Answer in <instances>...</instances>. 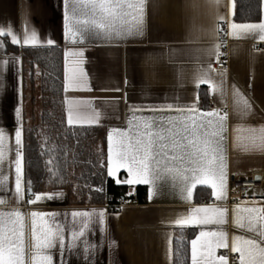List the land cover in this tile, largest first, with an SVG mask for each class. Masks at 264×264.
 Wrapping results in <instances>:
<instances>
[{"label": "crops", "instance_id": "0c3cea01", "mask_svg": "<svg viewBox=\"0 0 264 264\" xmlns=\"http://www.w3.org/2000/svg\"><path fill=\"white\" fill-rule=\"evenodd\" d=\"M146 12L147 28L142 38L112 43L86 40L83 45H71L63 37V0H0V28L7 29L10 26L13 29L20 40L19 44H15L18 47H32L23 44L27 26L37 31L45 43L43 47H48L46 41L52 39L55 42L52 47H61L64 52L70 48L85 49L84 67L93 90L70 91L64 93V98L67 96L71 99L93 102L96 109L101 111L103 118L98 125L91 126L104 127L107 134L112 128L127 130L128 120L133 115L130 110L132 106L153 108L167 104L180 107L198 105L201 111L215 109L221 114L227 110L228 124L223 140L227 159L223 162L228 164L229 177L233 173L249 176L253 172L264 171V152L258 150L245 152L236 147L239 129L264 126V51H262L264 43H261L258 34L254 33L255 26L264 22V0L261 21L252 24L235 22V0H148ZM230 23H235L241 26V30L247 29L253 34L234 38ZM5 37L11 42L10 37L0 33V66L4 60L9 61L7 70L0 76V80H3V84H0V127L6 132V139L3 145H0V181H3L0 183V212L20 210L26 215L24 222L27 264H32L30 223L32 211L68 213L67 217H59V221L67 230L72 227L71 211L106 210L108 233L102 234L98 221L94 220L92 225L94 231L87 239L96 247L85 254L84 242L81 241L79 256L66 252L64 264H173L175 229L193 228H180L174 221L181 216L191 215L196 207L219 206L229 209L227 224L208 225L204 229L227 232L229 246L233 236L252 235L237 229L232 222V210L243 202H231L228 185L226 200L217 201L211 195L210 188L198 184L193 189L191 201L187 202L183 199L178 184L174 183L166 172L161 173L156 193L151 198L149 186H129L146 188V204H125L120 207L119 212H111L106 206H71L66 195L63 200L29 204L27 201L33 192L25 184L23 162L24 198L20 200L15 191L16 164L20 150L18 137L15 135V130L20 126L15 117V109L17 107L22 109L24 147V128L30 106L25 101L21 57L6 51ZM216 45H220V51L226 50L229 61L224 97H221L219 92L213 93L206 83L199 85L197 83V77L202 70L207 69L212 73V68H215V57L210 55L208 50ZM150 58L156 59L149 63ZM216 71L223 72L217 69ZM213 76L215 77V74ZM215 79L219 82V77ZM202 87H206L210 95L207 104L200 97ZM232 87L239 89L252 105L251 112L246 118H242L236 111ZM116 88L121 90H111ZM65 111L67 115L66 105ZM135 115L149 117L161 114L140 112ZM124 177L126 173L121 170L118 178ZM203 179L198 175L195 182L200 183ZM254 194L260 196L261 191L256 190ZM212 197L215 203L209 204L208 201ZM252 202L258 207H264L261 200L249 201L248 206H251ZM75 227L78 229L79 224ZM193 229L198 230L197 236L200 229ZM70 240V231H66V244L70 243ZM216 255L217 257L224 255L228 264L232 263L234 257H238L239 260V253L231 252L230 247L217 249ZM60 259L59 254L54 253V264H60Z\"/></svg>", "mask_w": 264, "mask_h": 264}, {"label": "snow or ice", "instance_id": "6c2138e0", "mask_svg": "<svg viewBox=\"0 0 264 264\" xmlns=\"http://www.w3.org/2000/svg\"><path fill=\"white\" fill-rule=\"evenodd\" d=\"M148 0H63V37L68 44L83 45L86 40L105 42H126L129 39L142 38L147 28ZM232 36L238 38L253 34L249 30H241V26L230 23ZM0 33L11 38L12 44H19L20 40L13 29L0 28ZM254 33L264 43V22L255 26ZM54 41L48 39L46 46H54ZM23 44L32 47H43L45 43L34 28L25 26ZM264 51V50H262ZM215 57L216 63H221L220 45L208 50ZM156 58H150L153 63ZM19 63V61H15ZM86 56L84 48H70L63 53V91H92L90 78L85 70ZM8 60L0 66V76L7 70ZM211 67V66H210ZM40 71L35 72L40 76ZM219 77V82L213 76ZM227 71L212 73L202 70L197 77V83L207 84L213 93L225 95ZM203 82V83H201ZM126 83V81H125ZM3 84V80H0ZM109 90V89H105ZM120 91L121 89H111ZM235 98L236 111L242 118L251 112L252 105L248 99L235 87L231 89ZM67 106V125L73 126L98 125L102 113L98 111L90 100L71 99L65 96ZM227 109V105H225ZM133 113L128 120L127 130L112 128L107 135V167L106 174L113 178L116 184L128 186H149V197L155 195L157 181L161 173L166 172L178 184L183 199L190 202L193 189L205 185L211 189V195L217 201L227 199L228 164L223 146L224 132L227 131L228 112L223 114L219 110L201 111L196 107H180L167 104L161 107L145 108L131 107ZM150 112L161 115L143 117L135 113ZM175 113V115H163ZM15 117L20 125L15 130L18 137L19 159L16 164V196L23 200V121L22 109H15ZM246 133V135H241ZM6 139L5 130L0 127V145ZM236 147L245 152L258 150L264 152V126L249 127L238 130ZM45 167L50 177L64 180L56 170L53 160L49 159ZM123 170L126 177L118 178ZM204 179L195 182L196 176ZM3 183V181H0ZM31 187V182H28ZM101 191V189H97ZM62 191L50 194L32 193L28 203L40 201L63 200ZM233 223L237 229L252 234L251 236L237 235L231 238L229 246L228 233L222 230H204L208 225L222 226L228 223L229 209L216 206L214 208L196 207L191 215L181 216L174 221L180 228H199V234L191 240L192 264H228L224 255L217 257L219 248L229 249L239 253V264H264V207L256 206L252 202L244 201L233 210ZM68 213L32 211L31 223V261L32 264H54V253L60 256V264H64L66 252L79 256L80 242H84L83 252L89 253L96 247L90 244L89 237L94 229V220L98 221L99 231L107 234L106 210L70 212L72 227L70 229L59 221V217H67ZM25 219L26 215L20 210L0 212V264H27L25 255ZM79 224L78 229L75 225ZM66 231H70L71 240L66 244ZM170 243V241H169ZM115 242L113 241V245Z\"/></svg>", "mask_w": 264, "mask_h": 264}, {"label": "trees", "instance_id": "16d2710c", "mask_svg": "<svg viewBox=\"0 0 264 264\" xmlns=\"http://www.w3.org/2000/svg\"><path fill=\"white\" fill-rule=\"evenodd\" d=\"M261 18L262 0H235L236 23H258ZM4 43L8 53L21 57L25 101L30 102L32 109V117L27 114L26 118L23 147L28 189L36 194L62 191L71 206H106L111 212H119L125 204H146L145 187L118 185L107 176V130L98 126L69 128L67 125L63 48L18 47L6 37ZM37 70L40 76L35 75ZM200 97L204 103L209 102L206 87L200 88ZM37 108H40L39 116ZM49 159L53 160L64 183L50 177L45 167ZM197 232L193 228L175 229L173 264H190V243Z\"/></svg>", "mask_w": 264, "mask_h": 264}, {"label": "built area", "instance_id": "2783aa9c", "mask_svg": "<svg viewBox=\"0 0 264 264\" xmlns=\"http://www.w3.org/2000/svg\"><path fill=\"white\" fill-rule=\"evenodd\" d=\"M221 63H216L215 68L223 71L229 70V61L226 55V50H221ZM260 190L261 195H255L254 191ZM228 195L233 203H241L244 201H263L264 202V171L253 172L249 176L239 174H231L228 182ZM209 204H214L215 199L212 197L208 201ZM222 253H224L222 251ZM238 257H234L231 264H238Z\"/></svg>", "mask_w": 264, "mask_h": 264}, {"label": "rangeland", "instance_id": "374dc122", "mask_svg": "<svg viewBox=\"0 0 264 264\" xmlns=\"http://www.w3.org/2000/svg\"><path fill=\"white\" fill-rule=\"evenodd\" d=\"M38 100H40V97H38ZM28 104H29L28 106H30V102H29ZM36 111H37V112H36V115L39 116L40 108H37ZM31 113H32V109H31V107H30V114L28 113L29 118L32 117V114H31Z\"/></svg>", "mask_w": 264, "mask_h": 264}]
</instances>
